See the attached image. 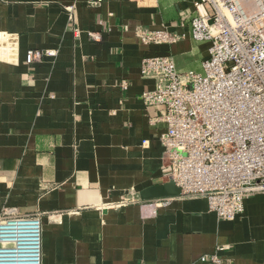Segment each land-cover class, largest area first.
<instances>
[{"label":"crops","instance_id":"crops-1","mask_svg":"<svg viewBox=\"0 0 264 264\" xmlns=\"http://www.w3.org/2000/svg\"><path fill=\"white\" fill-rule=\"evenodd\" d=\"M194 12L193 0H0V218L40 216L42 264H206L217 246L225 264H264V194L229 221L205 198L141 197L170 181L165 108L144 103L155 82L141 63L171 55L203 72ZM138 26L185 36L144 44ZM29 49L57 54L30 64Z\"/></svg>","mask_w":264,"mask_h":264},{"label":"built area","instance_id":"built-area-1","mask_svg":"<svg viewBox=\"0 0 264 264\" xmlns=\"http://www.w3.org/2000/svg\"><path fill=\"white\" fill-rule=\"evenodd\" d=\"M102 1L86 0L89 5ZM193 5L190 34L210 43L203 72H180L171 55L147 56L141 63V75L155 82L142 99L147 106L165 108L158 118L167 124L159 136L163 160L181 190L153 204L205 198L220 220L229 221L244 212L246 198L264 194V0H193ZM135 34L144 44H171L185 36L165 26H138ZM56 54L53 49H29L26 61ZM128 84L121 82L124 89ZM224 248L217 246L199 261L225 264L220 256ZM0 264H42L39 215L11 212L0 218Z\"/></svg>","mask_w":264,"mask_h":264},{"label":"water","instance_id":"water-1","mask_svg":"<svg viewBox=\"0 0 264 264\" xmlns=\"http://www.w3.org/2000/svg\"><path fill=\"white\" fill-rule=\"evenodd\" d=\"M180 188L170 180L169 182L159 185L154 188H150L141 193L143 199L161 198L167 196H178L180 195Z\"/></svg>","mask_w":264,"mask_h":264},{"label":"bare ground","instance_id":"bare-ground-1","mask_svg":"<svg viewBox=\"0 0 264 264\" xmlns=\"http://www.w3.org/2000/svg\"><path fill=\"white\" fill-rule=\"evenodd\" d=\"M4 53L3 49H2V46L0 47V56H2Z\"/></svg>","mask_w":264,"mask_h":264}]
</instances>
